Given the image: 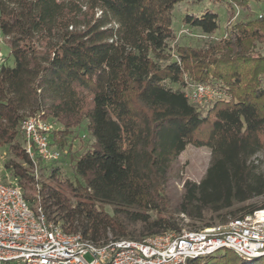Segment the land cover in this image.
Returning <instances> with one entry per match:
<instances>
[{
	"label": "trees",
	"instance_id": "obj_1",
	"mask_svg": "<svg viewBox=\"0 0 264 264\" xmlns=\"http://www.w3.org/2000/svg\"><path fill=\"white\" fill-rule=\"evenodd\" d=\"M182 1L0 0V30L15 59L13 67L0 65V144L13 156L5 168L65 232L96 244L142 240L181 233L180 214L203 228L264 208L251 203L264 197V15L235 23L205 49L179 46L172 59V11ZM253 1L212 0L226 4L229 18ZM183 23L213 33L219 16L206 9L187 13ZM196 83L222 97L193 104L187 90ZM29 116L61 125L50 131L61 158L86 121L92 140L74 162L76 181H60L55 162L29 156L20 131ZM189 144L209 147L212 160L199 182H184L173 208L171 164ZM35 163L60 184L37 178ZM225 250L186 264L264 257Z\"/></svg>",
	"mask_w": 264,
	"mask_h": 264
},
{
	"label": "built area",
	"instance_id": "obj_2",
	"mask_svg": "<svg viewBox=\"0 0 264 264\" xmlns=\"http://www.w3.org/2000/svg\"><path fill=\"white\" fill-rule=\"evenodd\" d=\"M5 62L0 56V65ZM187 95L195 104H203L222 97V92L210 84L196 83ZM51 129L40 117L22 120L24 147L32 159L39 156L53 163L61 158V151L51 144ZM33 170L39 173L36 163ZM220 249L257 255L246 259L264 256V208L196 230L96 244L48 220L43 208L32 206L16 181L0 180V264H186Z\"/></svg>",
	"mask_w": 264,
	"mask_h": 264
},
{
	"label": "rangeland",
	"instance_id": "obj_3",
	"mask_svg": "<svg viewBox=\"0 0 264 264\" xmlns=\"http://www.w3.org/2000/svg\"><path fill=\"white\" fill-rule=\"evenodd\" d=\"M206 9H211L215 11L219 16V28L213 33H205L199 28L191 27L183 23V18L187 13H196L202 14ZM87 11V7H83V12ZM100 12L97 13L99 15ZM264 15V0L253 1L251 3V8L248 10H243L236 8L235 14L229 18L227 12L226 4L214 3L212 0H183L178 3L172 11V20L173 28L175 30V39L170 41L171 45V58L176 59V49L179 46L190 47L195 49H205L211 43L221 40L223 37H226L227 30L230 26H233L235 23L243 20L256 19ZM84 20V16L81 17ZM0 56L4 57L7 64L10 66L15 65L14 56L10 54V47L7 44L6 37L0 30ZM175 88L179 85H174ZM190 101L195 104L191 98ZM206 104V103H203ZM203 104H197L203 105ZM209 104V103H207ZM54 128H60V124L57 122H52ZM209 128H206V132ZM74 138L71 137L68 143L72 144L71 150L69 151L66 147L64 156L53 165L60 168L59 180L64 181L65 178H68L72 181H76L73 172V165L75 160L86 151L91 144L92 137L90 136L87 128L86 121L81 127L75 130ZM19 140V138H18ZM258 157L264 159V152L258 153ZM13 158L12 154L8 150V147L0 144V180L4 182L14 181L11 173L5 168V163ZM18 160V159H17ZM212 153L211 149L206 146L198 147L193 144H189L186 149L172 162L170 178L167 188V193L171 201V206L175 208L179 203L181 196L184 191V182L188 179L194 181H200L206 174L208 167L211 164ZM20 161V160H18ZM44 165H51V163L44 162ZM41 181H48L57 185L59 180L50 179L47 173L44 171L41 173L39 171L38 177ZM60 184V183H59ZM251 203H256L260 205L264 203V197H259L251 201ZM32 206H39L38 203H31ZM105 209L111 212L110 207L106 206ZM180 218H183V227L184 230H196L200 229L201 223L196 224V228H193L189 225L190 219L184 214H180ZM234 218H229V220ZM227 222V221H226ZM225 222L217 223L222 224ZM215 225V224H214ZM206 227V226H205ZM204 228V227H203ZM225 249H220L216 252L215 255L220 256L225 253ZM89 259L90 257L87 256ZM231 261H236L237 263H243V259L238 256L230 258ZM258 264L264 263V257L257 261Z\"/></svg>",
	"mask_w": 264,
	"mask_h": 264
},
{
	"label": "water",
	"instance_id": "obj_4",
	"mask_svg": "<svg viewBox=\"0 0 264 264\" xmlns=\"http://www.w3.org/2000/svg\"><path fill=\"white\" fill-rule=\"evenodd\" d=\"M239 256L243 257V258H252L257 256L256 254H252V253H247V252H242V251H236Z\"/></svg>",
	"mask_w": 264,
	"mask_h": 264
}]
</instances>
